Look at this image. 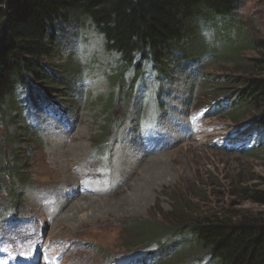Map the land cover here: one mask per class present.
<instances>
[{
  "label": "rangeland",
  "instance_id": "374dc122",
  "mask_svg": "<svg viewBox=\"0 0 264 264\" xmlns=\"http://www.w3.org/2000/svg\"><path fill=\"white\" fill-rule=\"evenodd\" d=\"M57 29L61 51L50 65L77 68V77L68 74L70 95L57 84L54 106L26 109L20 125L29 134L15 146L8 137L16 127L0 125V165L15 151L27 179L14 184L0 171V264H152L146 248H130L140 240L127 226L264 213V203L241 193H264L262 112L234 121L217 112L223 98L214 97L224 81L228 101L235 100L245 79L258 77L247 63L258 57L250 40H264V0H243L231 19L205 25L204 56L171 63L160 82L145 63L132 90L126 85L134 71L122 72L119 55L90 21ZM121 75L124 88L117 85ZM103 133L108 142L101 145ZM128 161L131 178L118 184L115 169Z\"/></svg>",
  "mask_w": 264,
  "mask_h": 264
},
{
  "label": "trees",
  "instance_id": "16d2710c",
  "mask_svg": "<svg viewBox=\"0 0 264 264\" xmlns=\"http://www.w3.org/2000/svg\"><path fill=\"white\" fill-rule=\"evenodd\" d=\"M242 1L0 0V125L16 127L8 137L11 146L29 134L30 127L20 125L22 113L33 106H52L57 84L63 86V96H69L74 79L68 74L79 75L77 68L60 70L50 65L61 51L58 23L90 21L103 36L106 48L119 55L122 72L134 71L127 87L124 75L117 83L132 90L144 78L145 63L160 82L170 73L171 63L193 62L204 56L206 47L200 37L204 26L231 19ZM247 38L242 37L240 43ZM250 43L258 57L247 64L258 77L245 79L232 101H228L232 93L225 88L226 82L217 81L222 87L215 89L214 97L223 99L215 108L234 121L243 114L262 112L258 123L264 130V40ZM101 137L100 144H106V133ZM252 149L246 148V153L253 154ZM11 154L12 161L2 163L0 171L14 184L24 183L25 161L15 151ZM241 193L264 203L262 192L245 188ZM126 228L140 240L130 248H146L152 264H188V259L198 264L205 259L207 264H264V213H204L178 223L144 221ZM172 243L175 248H170Z\"/></svg>",
  "mask_w": 264,
  "mask_h": 264
},
{
  "label": "bare ground",
  "instance_id": "6f19581e",
  "mask_svg": "<svg viewBox=\"0 0 264 264\" xmlns=\"http://www.w3.org/2000/svg\"><path fill=\"white\" fill-rule=\"evenodd\" d=\"M74 148V147H73ZM76 148H78V147H76ZM75 148V149H76ZM80 150V149H79ZM75 152V151H74ZM67 153H71V150H69L68 152H63L62 154H61V156H60V158H62V160H64V158H65V155L67 154ZM64 157V158H63ZM130 159V157H128V159L127 160H129ZM131 165H133L132 163H130L129 161L127 162V163H125V164H121L120 166H119V169L117 170V168L115 169V176H116V180H117V182H118V184H122L123 183V185H126V183H128L129 182V180H130V178H131V175H130V172L135 168L134 167V165L131 167V168H128V167H130ZM122 172H126L128 175L127 176H125V175H123L122 174ZM121 175L123 176V177H121ZM114 177V176H113ZM109 183H111V182H109ZM117 184V185H118ZM101 185V184H100ZM87 187V186H86ZM108 188V187H107ZM90 189V188H89ZM92 189V188H91ZM99 190V189H98ZM98 190H96L94 193H92V194H96V195H101L102 194V191H98ZM105 191V190H104ZM65 204L68 202V201H63ZM65 204H63L62 205V207L63 206H65ZM80 205V204H79ZM80 208L82 209V208H84L83 206H81L80 205ZM76 209V208H75ZM57 211V210H56Z\"/></svg>",
  "mask_w": 264,
  "mask_h": 264
}]
</instances>
